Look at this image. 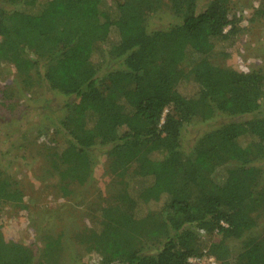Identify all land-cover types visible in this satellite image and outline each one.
<instances>
[{"label":"trees","instance_id":"trees-1","mask_svg":"<svg viewBox=\"0 0 264 264\" xmlns=\"http://www.w3.org/2000/svg\"><path fill=\"white\" fill-rule=\"evenodd\" d=\"M167 1L178 22L152 29L146 13L154 9L132 10L133 0H0V62L36 73L69 100L57 124L65 141L51 159L63 197L89 181L97 146L111 158L122 187L100 210L103 264H198L189 259L203 248L221 264H264V235L243 239L258 223L256 195H264L255 191L264 154L252 150L264 145V73L211 60L237 51L243 15L234 0L203 8L201 0ZM255 13L264 17V0ZM109 60L119 65L103 72ZM182 68L193 76L183 79ZM218 116L228 120L185 151L187 125ZM6 202L22 205L23 197L0 171ZM234 239L245 243L236 256L227 244ZM57 244L42 258L58 257ZM37 257L0 226V264H43Z\"/></svg>","mask_w":264,"mask_h":264},{"label":"rangeland","instance_id":"rangeland-1","mask_svg":"<svg viewBox=\"0 0 264 264\" xmlns=\"http://www.w3.org/2000/svg\"><path fill=\"white\" fill-rule=\"evenodd\" d=\"M40 1L44 3L47 0ZM209 1L201 0L200 8ZM153 2L133 0L131 9L142 5L147 11L151 5L154 13L146 14L152 29L168 28L178 22L167 0L162 5H153ZM233 2L243 15L234 37L238 49L226 56L211 58L212 63L245 72L261 69L264 73V17L255 13L261 0ZM222 46L224 50L228 49L226 44ZM26 52L31 55V52ZM118 65L119 62L109 60L102 70L105 72ZM191 71V68H182L181 77L191 78ZM188 87L196 90L193 83ZM67 101L60 93L41 83L36 73L26 77L9 62H0V171L10 179L13 190L23 197L22 205L6 202L0 206V226L9 238L21 239L32 246L38 253L37 261L44 260L43 264H103L95 248L106 235L100 210L114 203L122 184L112 169L111 158L97 146L93 150V171L89 181L68 197L61 194L59 169L51 159L55 146L65 141L63 133L57 131V124L59 126V121L69 114ZM227 120L218 116L187 125L183 135L184 150L188 151L202 134ZM252 150L261 157L264 145L255 144ZM262 182L255 189L257 193L264 189V180ZM256 197L259 202L252 214L257 215L258 223L244 240L264 235V195ZM153 219L158 223V217L153 216ZM54 240H59V245H53L51 251L58 249V257L42 258L46 245ZM227 244L232 256L245 247L242 240H229ZM140 245L148 248L152 241H140ZM205 252L206 248H203V255L190 257L191 262L221 264Z\"/></svg>","mask_w":264,"mask_h":264},{"label":"built area","instance_id":"built-area-1","mask_svg":"<svg viewBox=\"0 0 264 264\" xmlns=\"http://www.w3.org/2000/svg\"><path fill=\"white\" fill-rule=\"evenodd\" d=\"M190 260V259H189ZM191 261V260H190Z\"/></svg>","mask_w":264,"mask_h":264}]
</instances>
